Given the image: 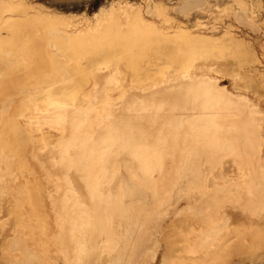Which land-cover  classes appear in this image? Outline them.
<instances>
[{
    "label": "bare ground",
    "instance_id": "6f19581e",
    "mask_svg": "<svg viewBox=\"0 0 264 264\" xmlns=\"http://www.w3.org/2000/svg\"><path fill=\"white\" fill-rule=\"evenodd\" d=\"M29 1L0 0V264L262 248L264 112L240 74L231 90L218 76L259 60L212 0L112 5L81 34ZM215 1L249 28L259 17ZM44 47L63 63L50 71L82 75L27 73Z\"/></svg>",
    "mask_w": 264,
    "mask_h": 264
},
{
    "label": "rangeland",
    "instance_id": "374dc122",
    "mask_svg": "<svg viewBox=\"0 0 264 264\" xmlns=\"http://www.w3.org/2000/svg\"><path fill=\"white\" fill-rule=\"evenodd\" d=\"M141 1L142 0H30L29 3L31 4V7L43 11L44 14H49L50 17L63 19L64 21L52 20L56 22L55 25L59 28L67 30L77 29L74 33L77 34L80 32L79 34H81L87 32L90 27H95V19L101 12L109 10L112 5L117 6L118 4H120V6H133L140 4ZM156 1L161 2L162 4H169L166 0ZM249 2L251 3H248V0H245L244 4L246 6L249 5L250 7H256V11L258 10L259 17L261 16L260 18L258 17L257 19H255L253 28H249L248 26H245L243 22L230 17V13H232V10H237L238 8L236 2H216L215 0H212L210 2L213 5L212 20L216 21L218 19L216 21L218 23L221 21H230L234 25L233 33L239 35V42L249 45L250 49L257 55V58L259 60V63L250 68V70L233 68L227 71L225 75L218 76H220L222 79V85H225L228 89L231 90L234 87V85L232 84V75H235L236 73L240 74L242 82L251 87L249 98L254 103H258L259 108L264 112V0H259V5L258 0H249ZM121 14L119 18L120 21H123L125 20V14ZM86 26L88 27L86 28ZM32 34L33 32L30 28L26 29L25 35ZM37 51L38 52L33 57L32 68L28 70L27 73H31L33 75H82V71L77 72L73 70L58 71L53 73L49 70V67L51 66L49 56L53 59H56V63L58 65L63 64L61 63V58L55 57L51 52L53 51V49L50 47H44L41 51L37 49ZM86 60L87 57L82 58V63H80L79 66H85ZM71 64L73 65V63ZM25 72L26 71L19 72V75L23 76L24 74H26ZM47 82H53V80H48ZM133 251L134 249L130 251V255L128 257H123L125 260H119L117 263L149 264L146 259L141 261L142 259L138 260L135 259V257L132 261V258L134 256L132 254ZM156 264L161 263L158 261V263ZM215 264H264V246H262V248L256 250L255 252L248 249H237V251L231 250L229 253L223 254V256H221L219 260H216Z\"/></svg>",
    "mask_w": 264,
    "mask_h": 264
}]
</instances>
